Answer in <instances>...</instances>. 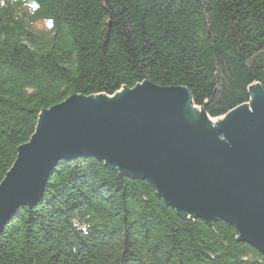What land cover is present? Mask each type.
Wrapping results in <instances>:
<instances>
[{
    "label": "trees",
    "instance_id": "obj_1",
    "mask_svg": "<svg viewBox=\"0 0 264 264\" xmlns=\"http://www.w3.org/2000/svg\"><path fill=\"white\" fill-rule=\"evenodd\" d=\"M143 81L186 88L212 121L247 104L264 89V0H0V182L41 112ZM48 178L0 232V264H264L231 224L93 157Z\"/></svg>",
    "mask_w": 264,
    "mask_h": 264
},
{
    "label": "water",
    "instance_id": "obj_2",
    "mask_svg": "<svg viewBox=\"0 0 264 264\" xmlns=\"http://www.w3.org/2000/svg\"><path fill=\"white\" fill-rule=\"evenodd\" d=\"M0 182V232L34 207L62 160L93 157L148 181L178 214L226 221L264 255V89L212 121L182 86L148 81L113 96L75 94L41 112Z\"/></svg>",
    "mask_w": 264,
    "mask_h": 264
},
{
    "label": "rangeland",
    "instance_id": "obj_3",
    "mask_svg": "<svg viewBox=\"0 0 264 264\" xmlns=\"http://www.w3.org/2000/svg\"><path fill=\"white\" fill-rule=\"evenodd\" d=\"M36 29H41V30H49V25L43 22H38L35 26ZM198 111V110H197ZM215 120H213L214 122Z\"/></svg>",
    "mask_w": 264,
    "mask_h": 264
}]
</instances>
